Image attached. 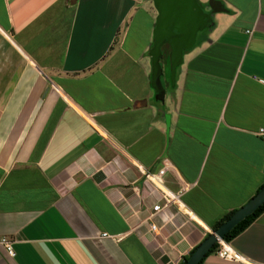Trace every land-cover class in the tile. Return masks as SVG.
<instances>
[{"label": "crops", "instance_id": "obj_1", "mask_svg": "<svg viewBox=\"0 0 264 264\" xmlns=\"http://www.w3.org/2000/svg\"><path fill=\"white\" fill-rule=\"evenodd\" d=\"M215 1L161 101L155 0H0V264H181L260 191L264 0ZM228 244L264 264V211Z\"/></svg>", "mask_w": 264, "mask_h": 264}, {"label": "water", "instance_id": "obj_2", "mask_svg": "<svg viewBox=\"0 0 264 264\" xmlns=\"http://www.w3.org/2000/svg\"><path fill=\"white\" fill-rule=\"evenodd\" d=\"M155 4L158 18L154 32V47L151 52L153 68L151 84L156 92V97L162 101L166 92L161 62L163 59L162 47L168 45L171 49L170 69L173 82L175 69L182 63L183 51L193 46L196 33L210 25L212 15L226 10L215 0L208 4V10H205L197 0H155ZM263 204L264 188L228 220L212 230L196 247L185 264H199L215 244H218L229 231Z\"/></svg>", "mask_w": 264, "mask_h": 264}, {"label": "built area", "instance_id": "obj_3", "mask_svg": "<svg viewBox=\"0 0 264 264\" xmlns=\"http://www.w3.org/2000/svg\"><path fill=\"white\" fill-rule=\"evenodd\" d=\"M257 136L264 141V128H260L257 131ZM162 191V198L163 200L166 202V204L176 201V197H170V195L168 193H166L165 191ZM160 208V205H156L153 207V213H156ZM157 226L155 224H151L150 225V230L151 232H154L156 230ZM103 237H106V234H103ZM13 242L12 240H10L9 238H5L2 237L0 238V248H3L7 255L10 257H14L15 252L13 249ZM216 255L218 257H220L221 259L227 260V261H231V262H240L243 263L244 260L243 258L240 256V254H238L237 252H235L230 246L229 244L224 241L223 239L219 241L218 243V248L216 249Z\"/></svg>", "mask_w": 264, "mask_h": 264}, {"label": "trees", "instance_id": "obj_4", "mask_svg": "<svg viewBox=\"0 0 264 264\" xmlns=\"http://www.w3.org/2000/svg\"><path fill=\"white\" fill-rule=\"evenodd\" d=\"M263 188H264V186H262L260 190H262ZM263 211H264V204L262 206H260L254 213H252L251 215H249L248 217H246L243 221H241L238 225H236L231 231H229L224 236L223 240L226 241L227 243H229L234 237H236L237 235H239L240 233H242ZM234 213H235V211L230 212L229 214H227L225 216V218H223L222 220H220L219 222H217L213 226V230L216 229L220 224H222L223 222H225L226 220H228ZM217 248H218V244H215L211 248V250L209 251V253H207L206 256L199 262V264H202L204 262L205 258L207 256H209L210 254H212ZM195 249L196 248H194L193 250L190 251L189 255L184 258V260H183V262L181 264H185V262L188 260V258L194 252Z\"/></svg>", "mask_w": 264, "mask_h": 264}]
</instances>
